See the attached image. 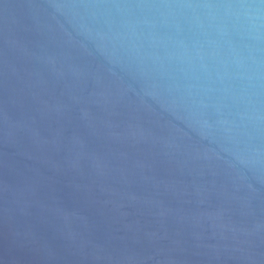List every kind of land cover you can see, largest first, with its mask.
Returning a JSON list of instances; mask_svg holds the SVG:
<instances>
[{
	"label": "water",
	"instance_id": "obj_1",
	"mask_svg": "<svg viewBox=\"0 0 264 264\" xmlns=\"http://www.w3.org/2000/svg\"><path fill=\"white\" fill-rule=\"evenodd\" d=\"M0 264H264V0H0Z\"/></svg>",
	"mask_w": 264,
	"mask_h": 264
}]
</instances>
